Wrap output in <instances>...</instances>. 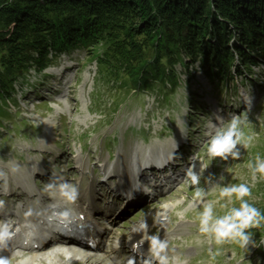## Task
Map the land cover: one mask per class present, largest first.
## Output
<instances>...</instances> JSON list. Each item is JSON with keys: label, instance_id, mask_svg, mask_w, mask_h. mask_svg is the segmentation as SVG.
<instances>
[{"label": "rangeland", "instance_id": "374dc122", "mask_svg": "<svg viewBox=\"0 0 264 264\" xmlns=\"http://www.w3.org/2000/svg\"><path fill=\"white\" fill-rule=\"evenodd\" d=\"M252 1L258 6L246 4L242 11H248L249 16L262 10L264 14V0ZM260 20L264 23V17ZM235 36H231L229 45L233 40L239 43ZM101 49L99 44L54 49L48 54L50 62L41 71L31 68L14 83L9 97L5 94L0 97V164L27 167L29 160L37 157L44 170L48 165L64 176L70 173L72 180L78 181L79 174L73 170L74 156L81 157L86 161L85 184L99 171V161H114L122 144L127 151L130 146L144 150L155 145L159 159L173 156L179 170L191 162L190 166L194 165L193 170L200 176L198 187L206 195L202 201H194L197 186L185 175L181 182H174L177 197L152 201L151 206L149 203L140 206L135 213L119 219L114 216L113 222L111 217V223L106 224L115 226L114 234L126 239L133 226L147 217L146 222L152 223L156 231L158 226L153 221L157 212L169 204L173 207L168 212L171 218L167 229H172L178 220H184L191 229L186 235L174 236L165 250H173L182 263L264 264V221L246 229L250 241L244 247L232 240L217 245L213 237L199 231V213L205 203L214 204L216 217L232 207L239 208L240 201L235 196L220 198V190L225 186L248 185L251 195L244 199L264 215V176L259 173L253 176L248 167L249 163L255 164L257 156L264 160V61L258 59V64L248 61V68L244 59L234 57L228 71L217 80L214 75L217 65L209 74L199 59L192 61L188 54L182 53L181 61L174 66V76L168 75L162 85L150 81L147 88L128 90L127 85L120 86V80L109 75L104 65L99 70L96 56ZM218 64L222 66L221 62ZM172 77L175 79L169 82ZM233 117L244 121L241 129L245 137H254L251 144L247 148L237 145L239 159L210 157L207 153L210 136ZM38 145L50 147L51 152L42 154L33 150ZM65 151L74 156L67 155L66 163L60 165ZM141 160H134L138 163L134 169L146 157ZM6 175V168L0 166V176ZM36 177L37 174L31 178L32 185L40 182ZM96 194L101 196V191ZM210 249L219 254L213 258ZM187 250L191 251L188 260ZM173 255H168V264H172Z\"/></svg>", "mask_w": 264, "mask_h": 264}, {"label": "trees", "instance_id": "16d2710c", "mask_svg": "<svg viewBox=\"0 0 264 264\" xmlns=\"http://www.w3.org/2000/svg\"><path fill=\"white\" fill-rule=\"evenodd\" d=\"M253 3L0 0V97H9L14 83L31 68L41 71L50 62V51L82 44H99V70L104 65L109 75L119 79L120 86L127 85L128 90L147 88L150 81L162 85L168 75L174 76V66L181 61L182 53L192 61L199 59L209 74L217 65L214 75L218 80L236 56L246 65L248 61H264L263 10L249 16L241 8L259 4ZM234 35L239 43L233 40L229 45ZM220 62L223 67H218Z\"/></svg>", "mask_w": 264, "mask_h": 264}, {"label": "bare ground", "instance_id": "6f19581e", "mask_svg": "<svg viewBox=\"0 0 264 264\" xmlns=\"http://www.w3.org/2000/svg\"><path fill=\"white\" fill-rule=\"evenodd\" d=\"M180 142L183 141L178 140V143ZM178 143L175 145L177 146ZM131 148L132 146L127 151L125 145L122 144L116 151L113 162L106 161V159L103 162L99 161L97 163L100 168L99 171L87 183L82 184L78 182L81 186L76 189L77 195L73 201L67 200L59 190L61 183H68L74 186V183L71 182L72 177L69 176L70 173L64 176L61 174V171L51 169L50 167L48 168V165L45 166L46 170L44 171L39 165L37 157H32L27 167H18L10 164L5 166L4 164H0V166H4L7 170L6 177L0 176V188L10 186L7 190L10 198L7 199L6 204L0 205V224L6 223L10 228L21 227L22 231L26 232L27 227L23 225L26 222H31L29 229L33 230L32 232L29 230L23 237L15 239L19 243V249L12 252L8 249L5 252L6 254L1 256L7 258L14 257L11 264H128L130 259L134 260L135 264L136 256L145 250H149L151 245L150 239L152 235L149 237L147 232L154 231V228L152 227V223L146 222L148 217L141 218V223L133 226L131 233L126 239L119 234H114L115 226H108L106 221L113 215L116 216V219L120 218L122 213L126 212L127 205L135 207L142 200H146L145 193L147 194V192H144L134 185V178H136V175L132 174L134 171V160H141L142 158L152 156L151 158L153 160L156 159V163L158 164V160L161 159H159V153L156 152L155 145L151 144L144 148V150L140 146L133 147L134 150ZM33 150H40L42 154H49L51 152V148L46 145H38ZM161 150L164 151L165 148H161ZM67 155L74 156L71 151H65L60 165L66 163L67 160L65 159ZM168 157L164 159L162 164L167 161L172 162L174 157L171 155H168ZM74 160L75 165L73 166V170L80 175L81 180L86 173V161L81 157L75 156ZM173 162L177 164V162ZM190 163L181 170L177 168L179 170L177 172L187 175L191 167ZM50 171H54V177L48 179ZM142 173L144 174V172ZM36 174L42 179L38 188L31 184V178ZM58 175L62 178L58 179ZM99 176L104 178L95 181L94 179ZM130 176L133 179L129 184L131 186H126L125 181ZM47 179L50 181H47ZM108 180H115L117 181V185L120 186L131 187L127 189L128 196L122 197L115 192L117 200L110 201V190L114 186L109 185L108 190H105ZM177 180H180V178L175 176L172 184L167 189L169 191L162 193L154 201L165 200L168 197L171 199L177 197L178 192L174 182H181ZM49 185H52V187H49ZM43 189L48 191V193L44 192ZM100 190H103L101 200L98 199V195L96 194ZM174 190L176 192L173 194ZM39 194L40 196L36 199V196ZM18 201L23 204H18ZM120 201L122 202V206L125 205V208L116 206ZM153 202L148 205L151 206ZM24 205H26V209L23 208ZM172 207L173 205H165L162 210L157 212V218L153 221L158 226V229L155 231V236L167 243L174 236L186 235L187 232H191L189 225L184 220L176 221L172 229H167L166 225L169 224V219L171 218L168 212ZM177 207H180V204ZM117 208L121 210L117 212ZM62 213H67V215H62ZM39 221L46 224V228L42 232L39 230L40 226L37 224ZM86 222L91 223L92 230L90 235L82 237L78 233L80 228L79 224H85ZM142 223L146 224L147 227L140 228ZM56 231L64 235L65 239L62 240H66L68 237H76L75 242L78 244V241L79 243L85 240L87 241L90 239L88 237L91 236L93 240H95L94 238H99V243L92 250L87 249L86 245H84L87 251L82 252L76 248L67 247L66 245L68 243L66 242H52L50 236H53V232ZM53 239L55 240V238ZM91 246L94 247L95 244ZM187 252L185 254L186 259L191 251L187 250ZM162 254L167 257L168 255L174 254L172 264H184L182 261H179L177 254L173 250L169 251L167 249ZM122 255H124V258H119Z\"/></svg>", "mask_w": 264, "mask_h": 264}, {"label": "clouds", "instance_id": "9594fccd", "mask_svg": "<svg viewBox=\"0 0 264 264\" xmlns=\"http://www.w3.org/2000/svg\"><path fill=\"white\" fill-rule=\"evenodd\" d=\"M242 121L239 117H233L226 126L217 129L208 141L207 153L210 157H221L222 159H239L240 151L237 148L238 144H243L247 148L254 137H245L241 129ZM194 165L189 168L187 175L191 180V184L197 186L194 191V201H202L205 197V191L198 187L200 176L193 170ZM248 167L251 169L253 176L256 173L264 176V160L259 156L256 158L255 164L249 163ZM52 187V185H49ZM60 193L69 201L76 198V188L68 183H61L59 185ZM251 195V189L246 184L231 185L222 187L219 193L220 198H231L235 196L240 201L239 208H230L223 216H214V204L212 202L203 205V211L199 213V231L213 237L215 243L220 245L226 240L236 241L241 247L246 246L250 241V235L246 229L258 226L264 221V215L260 211L249 204L244 197ZM3 202L0 201V205ZM67 215V213H62ZM147 225L142 223L140 228H146ZM13 233L10 231L8 224H0V247L5 246L7 239L12 237ZM167 248V242L160 240L158 237H151V251L152 256L159 262V264H168V257L163 255ZM210 255L215 258L219 253H213L209 250ZM0 264H11L9 258L0 256ZM128 264H134V260L130 259ZM145 264H152L151 260H146Z\"/></svg>", "mask_w": 264, "mask_h": 264}]
</instances>
